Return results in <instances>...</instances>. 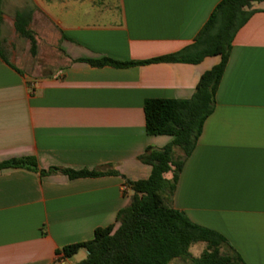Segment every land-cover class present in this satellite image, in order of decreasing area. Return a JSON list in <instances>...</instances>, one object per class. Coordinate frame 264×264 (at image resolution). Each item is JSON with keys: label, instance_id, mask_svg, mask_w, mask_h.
<instances>
[{"label": "crops", "instance_id": "crops-1", "mask_svg": "<svg viewBox=\"0 0 264 264\" xmlns=\"http://www.w3.org/2000/svg\"><path fill=\"white\" fill-rule=\"evenodd\" d=\"M219 1L0 0V161L33 156L40 169L147 178L151 166L137 157L172 136L146 133L144 101L190 98L220 56L127 67L79 59L144 61L177 52ZM252 8L170 205L221 233L246 264H264V0ZM18 12L30 13L35 53L15 29ZM132 193L120 175L0 169V264H75L85 249L71 257L58 251L115 223Z\"/></svg>", "mask_w": 264, "mask_h": 264}, {"label": "trees", "instance_id": "trees-1", "mask_svg": "<svg viewBox=\"0 0 264 264\" xmlns=\"http://www.w3.org/2000/svg\"><path fill=\"white\" fill-rule=\"evenodd\" d=\"M259 1L220 0L193 42L168 55L129 62L108 57L79 59L93 66L127 67L154 62L199 63L207 56H220V61L200 76L190 98H149L144 101L146 133L172 136V140L163 147L148 146L137 157L138 161L151 166L147 178L133 181L114 169H40L33 156L0 161V169L21 167L42 176L61 172L71 179L106 174L120 175L125 179L133 193L128 205L117 212L115 223L97 227L90 240L63 246L58 252L64 257L85 249L86 257L75 264H169L175 259L189 260L192 264H246L221 233L192 222L183 211L172 207L170 200L182 165L194 150L206 118L214 110L215 93L232 40L253 14L252 4ZM29 18L30 13H16L14 26L30 41L31 51L35 53V38L27 27ZM168 172L171 173L170 178L164 176ZM196 243L204 244L197 257L189 251Z\"/></svg>", "mask_w": 264, "mask_h": 264}, {"label": "rangeland", "instance_id": "rangeland-1", "mask_svg": "<svg viewBox=\"0 0 264 264\" xmlns=\"http://www.w3.org/2000/svg\"><path fill=\"white\" fill-rule=\"evenodd\" d=\"M60 56H62V54L59 53V52L56 50V63H57V62H60V61H59V59L61 58ZM45 57H46V56H44V60H45ZM178 153H179V152H178ZM203 248H204V244H203V243H196V244L192 245V246L189 248V251H190V253L192 254V256L197 257V256L200 255V253L202 252ZM83 253H84V252H83V250H82V252H80V254H79L78 256L72 258L71 261L79 260L78 258H82ZM172 264H192V263H191L189 260H185V259H175V260L172 262Z\"/></svg>", "mask_w": 264, "mask_h": 264}]
</instances>
